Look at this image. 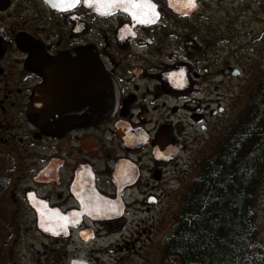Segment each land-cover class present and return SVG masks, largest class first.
Here are the masks:
<instances>
[{
  "label": "flooded vegetation",
  "instance_id": "1",
  "mask_svg": "<svg viewBox=\"0 0 264 264\" xmlns=\"http://www.w3.org/2000/svg\"><path fill=\"white\" fill-rule=\"evenodd\" d=\"M58 2L0 0V264H40L46 254L59 264L60 243L76 240L113 238L108 250L122 253L141 235L150 242L173 178L213 155L250 80L225 0H151L148 23L119 7ZM89 49L118 91L109 116ZM36 90L49 134L28 116ZM67 121L74 126L60 132ZM138 213L152 215L137 224ZM148 222L154 228L139 229Z\"/></svg>",
  "mask_w": 264,
  "mask_h": 264
},
{
  "label": "trees",
  "instance_id": "2",
  "mask_svg": "<svg viewBox=\"0 0 264 264\" xmlns=\"http://www.w3.org/2000/svg\"><path fill=\"white\" fill-rule=\"evenodd\" d=\"M264 177V78L193 178L161 264H264L254 210Z\"/></svg>",
  "mask_w": 264,
  "mask_h": 264
},
{
  "label": "rangeland",
  "instance_id": "3",
  "mask_svg": "<svg viewBox=\"0 0 264 264\" xmlns=\"http://www.w3.org/2000/svg\"><path fill=\"white\" fill-rule=\"evenodd\" d=\"M227 4L235 11L237 21L235 23V46L238 52V59L241 60L240 66L244 67L245 77L249 76L250 80L245 84L244 94L236 102V117L228 124L223 134L229 126L239 117L245 109L247 102L257 83L264 78V0H241L232 6L233 0H225ZM239 60V61H240ZM240 87V85L238 86ZM201 162H189L187 178L182 177L181 182L173 178L172 197L166 200L160 207L155 209L158 217L162 209H166L163 220L154 226H148L149 222L139 226L140 230L154 228L155 236L148 242V235L139 236L140 244H137L136 250L125 252H112L111 239L98 238L90 243H80L70 241L67 246L60 243L62 248L59 264H69V261H81L83 264H161L163 259V245L167 240L175 224V217L181 205L184 192L190 181L195 178L202 168ZM186 176V175H185ZM170 206H166L169 205ZM258 226L260 229V238L264 241V177L256 192V203L254 208ZM152 215V214H151ZM138 213L134 218L136 223L142 221L144 217H149ZM150 221V220H149ZM159 225V226H158ZM130 228V226H129ZM132 229V228H131ZM103 233V232H101ZM103 233L102 235H104ZM124 241V240H123ZM124 243V242H122ZM145 245L144 249L143 248ZM147 245V246H146ZM64 249V250H63ZM139 249V251H137ZM138 252H141L140 254ZM80 258V259H79ZM83 259V260H81ZM40 264H53V257L48 256ZM75 264H79L76 262Z\"/></svg>",
  "mask_w": 264,
  "mask_h": 264
},
{
  "label": "water",
  "instance_id": "4",
  "mask_svg": "<svg viewBox=\"0 0 264 264\" xmlns=\"http://www.w3.org/2000/svg\"><path fill=\"white\" fill-rule=\"evenodd\" d=\"M187 2L189 0H186ZM194 1V0H193ZM101 1L99 0H93V4L96 7H99V3ZM173 3L179 7L182 6V0H173ZM89 52V59L92 60V67H93V80H94V83L97 82V80H103V82L105 83L107 89H108V111L105 112L104 116H109L113 113L116 105H117V101H118V91L116 92L115 91V86H114V82L111 78V76L105 71V69L102 67V64H101V61H100V58L98 56V53L96 52L95 49H92V52L91 50L89 49L88 50ZM77 56V55H76ZM62 59H72V55L67 53V54H64V55H61L59 57L56 58L57 61H54L55 62H59L60 60ZM37 90L35 91V93L33 94L32 96V99H31V103L29 105V109H28V116H29V119L30 121L37 127H41L43 130L45 129L41 123V121L39 120L38 118V112H37ZM93 120L95 119V117L92 118ZM73 123L71 121H67L65 123V127L64 128H61L60 132H67L69 130L72 129L73 127ZM46 133L49 134V132L51 131H48V130H44ZM63 235L66 234L65 233H62ZM92 238L91 235L89 236H86L84 237V239L86 240H90ZM76 262H78L79 264L82 263L81 261H74L73 264H75Z\"/></svg>",
  "mask_w": 264,
  "mask_h": 264
},
{
  "label": "snow or ice",
  "instance_id": "5",
  "mask_svg": "<svg viewBox=\"0 0 264 264\" xmlns=\"http://www.w3.org/2000/svg\"><path fill=\"white\" fill-rule=\"evenodd\" d=\"M48 2V0H46ZM82 0H59L58 3H53L54 7L62 10H67L75 5L81 3ZM88 6H94L89 3V0H83ZM189 7H195L193 0H189ZM99 7L107 10L113 8H122L125 12H128L133 19L138 20L140 23L151 22L148 18V14L154 9L155 5L151 3V0H101Z\"/></svg>",
  "mask_w": 264,
  "mask_h": 264
}]
</instances>
